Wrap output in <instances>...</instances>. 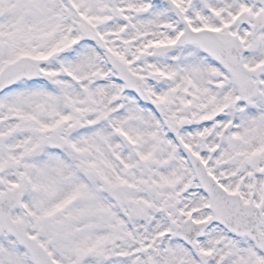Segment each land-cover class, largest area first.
<instances>
[{
  "label": "snow or ice",
  "instance_id": "snow-or-ice-1",
  "mask_svg": "<svg viewBox=\"0 0 264 264\" xmlns=\"http://www.w3.org/2000/svg\"><path fill=\"white\" fill-rule=\"evenodd\" d=\"M0 264H264V0H0Z\"/></svg>",
  "mask_w": 264,
  "mask_h": 264
}]
</instances>
